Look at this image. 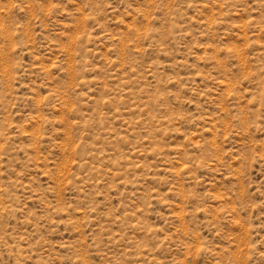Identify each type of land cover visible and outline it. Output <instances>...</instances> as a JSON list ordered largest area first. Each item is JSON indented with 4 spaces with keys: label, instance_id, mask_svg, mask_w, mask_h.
I'll return each mask as SVG.
<instances>
[{
    "label": "rangeland",
    "instance_id": "374dc122",
    "mask_svg": "<svg viewBox=\"0 0 264 264\" xmlns=\"http://www.w3.org/2000/svg\"><path fill=\"white\" fill-rule=\"evenodd\" d=\"M0 264H264V0H0Z\"/></svg>",
    "mask_w": 264,
    "mask_h": 264
}]
</instances>
